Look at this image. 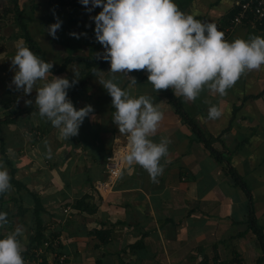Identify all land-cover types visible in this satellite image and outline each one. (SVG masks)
Returning a JSON list of instances; mask_svg holds the SVG:
<instances>
[{"label": "crops", "instance_id": "0c3cea01", "mask_svg": "<svg viewBox=\"0 0 264 264\" xmlns=\"http://www.w3.org/2000/svg\"><path fill=\"white\" fill-rule=\"evenodd\" d=\"M237 1L173 0L182 12L203 23H214L219 31L228 25ZM18 6L30 35L53 67H60L71 57L101 60L95 57L104 48L96 41L95 23L90 19L101 8L89 13L80 0L75 8L65 12L51 9V0H18ZM57 17L62 26L56 34L58 39H53L47 29ZM15 30L8 40L25 44L16 38V26ZM251 36L264 38V31L240 26L224 39L232 42ZM99 70L104 74L87 78L70 98L77 110L91 105L95 118L86 117L78 135L68 140L40 117L35 105L36 89L50 82L52 76L66 77L71 82L74 72L79 73L76 78L80 82L88 71L84 63H69L63 72L37 81L30 95L22 97V90L11 87V94L1 98L4 101L0 99L1 119L9 111L33 109L12 116L10 123L0 124V162L9 175L14 169V179L24 186L0 194V208L12 217L10 228L0 227V237L20 225L25 229L23 241L29 243L36 227L33 194L43 208L40 218L47 228L45 234L60 229L58 247L74 253L83 264H96L98 259L102 264H209L217 259L264 264V248L249 220L252 215L264 237V65L242 74L226 96L212 94L205 88L195 101H187L176 95L175 89H168L181 101L221 161L210 154L198 135L175 113L166 90H154L146 70L128 74L135 78L136 85L126 74L116 73L115 82L122 90L135 98L149 96L160 105L164 118L149 138L156 143L168 138L171 143L167 156L160 161L164 170L157 182L142 166L125 160L115 184L103 188L101 183L107 180L105 159L114 146L128 147V136L119 133L113 123L112 98L97 82L111 78L109 62ZM26 100L33 103L26 105ZM212 105L222 111L216 120L208 119ZM49 149L51 158L47 155ZM230 170L239 178V184ZM84 194L90 195L97 207L92 215L72 208ZM100 229L109 233L104 244L87 235ZM87 242L92 245L90 251ZM136 242L140 247L133 248Z\"/></svg>", "mask_w": 264, "mask_h": 264}, {"label": "clouds", "instance_id": "9594fccd", "mask_svg": "<svg viewBox=\"0 0 264 264\" xmlns=\"http://www.w3.org/2000/svg\"><path fill=\"white\" fill-rule=\"evenodd\" d=\"M80 3L89 13L97 7L102 9L90 17L95 23L96 41L104 48L95 58L109 62L108 73L112 76L97 82L112 98L113 123L119 133L128 136L126 160L142 166L157 182L164 170L160 161L167 156L171 141L162 138L156 143L149 137L155 135L164 114L151 97L135 98L122 90L115 82V74H126L131 84L136 85L135 78L128 74L146 70L154 90L175 89V94L187 101H195L205 88L212 94L226 96L242 74L264 65V38L251 36L248 40L236 38L228 42L214 23H203L185 14L173 0H80ZM61 26L57 17L56 23L48 26V35L58 39L56 34ZM70 35L80 38L76 33ZM11 65L16 69L12 84L25 95L33 92L37 81L52 76L53 63L41 59L23 43ZM94 71L97 76L104 74ZM78 75L74 72L71 82L66 77L52 76L50 82L36 89L35 105L40 117L59 129L66 140L78 135L86 117L95 118L91 105L77 110L68 97V89L79 82ZM32 103L25 101L26 105ZM221 116L220 108L215 105L209 108V120ZM47 155L51 158L50 149ZM10 181L7 167L0 162V194L12 188ZM7 223V213L0 212V227ZM24 235V227L18 226L0 239V264H25Z\"/></svg>", "mask_w": 264, "mask_h": 264}, {"label": "trees", "instance_id": "16d2710c", "mask_svg": "<svg viewBox=\"0 0 264 264\" xmlns=\"http://www.w3.org/2000/svg\"><path fill=\"white\" fill-rule=\"evenodd\" d=\"M9 4L12 6L11 8H6L4 10V16H6L7 14L11 13L13 15V23L15 24V26L17 27V33H16V38H21L25 45L27 47L30 48L31 51H33L37 56H39L41 59L45 60L46 62H48L45 58V54L43 53V51L40 49V47L36 44V42L34 41V39L32 38V36L30 35V32L27 28V25L24 23L23 21V14H22V10L19 9L18 6V0H9ZM52 1V7L51 9L57 8L60 9L62 11H66L65 7H66V0H51ZM74 2L72 3V8H75L77 6V3L79 2V0H73ZM69 9V10H70ZM236 13V9L234 8L231 12V14L229 15V19L228 21L234 16V14ZM261 30L264 31V24L259 27ZM75 61H80L82 63L85 64L86 69L88 70L87 73H85V77L83 78V80H81L79 82V84L77 86H75L70 93H68V97L69 99L71 97H73L76 92L79 90V88L82 86V83L87 79V78H91L96 72L94 70H99V68H101L107 61H104L103 59L101 60H91V59H84V58H76V57H71V58H67L58 68L53 67L51 69V73L52 74H59L61 72H63L65 70V68L67 67V65L69 63L75 62ZM166 94L168 97V101L172 104V106L174 107L175 113L183 120L185 121L193 130V132L195 134L198 135V137L202 140L204 147L207 148L210 152V154L217 160V161H221L222 158L221 156L215 152L211 146H210V142H207V140L204 139L202 132H200V130L198 129V127L194 124V122L192 121V119L187 115L186 111L183 109L181 101L174 97L172 95V93L167 89L166 90ZM31 110L33 109H24V110H20L18 112L16 111H9V113H7L4 118H0V124L1 123H10L11 122V118L14 115H18L19 113H29ZM1 152H2V143H1ZM8 162V161H6ZM8 165H10V163H7ZM231 172V176L233 177L235 183L239 184V178L237 177V175H235V173L233 172V170H230ZM14 169H11L10 171V177H11V185L12 187L17 188V190H20L21 188H23L24 186L19 183L18 181H16L14 179ZM33 200H34V209H33V215L35 217V231H34V235L33 237H30L29 239V243L27 244V246L25 247V250L23 252V255L26 254L27 251H29L31 248L40 245L41 242L43 240L46 239H58L59 235H60V229H53L52 232H50L49 234H45V231H47L46 226L42 225L41 222V218H40V214L43 213V208L42 205L40 203V199H38L36 197V195H33ZM2 197H0V201H1ZM91 197L88 194H84L82 197H80L79 199L75 200L72 208L79 211L80 213L83 214H87V215H92L96 212L97 207L94 205V203H92L90 201ZM0 212H4L7 213V220L8 223L6 226H4L3 228H10L12 226V217L9 214V212L3 210L0 208ZM19 213V212H18ZM249 220H250V227L253 230L254 234L256 235L257 239L259 240L261 246L264 248V237L262 234V230L259 229L258 227H256L255 225V221L252 215H249ZM88 236H95V238H97L102 244L107 242V238L109 237V233L104 230V229H100V230H94L91 231L89 233H87ZM4 237H0V239H2ZM58 247V245H57ZM136 247H140V243L136 242L133 245V248ZM58 253L59 254H65L69 256V252L66 250H63L62 247H58ZM96 264H102L101 260H96Z\"/></svg>", "mask_w": 264, "mask_h": 264}, {"label": "built area", "instance_id": "2783aa9c", "mask_svg": "<svg viewBox=\"0 0 264 264\" xmlns=\"http://www.w3.org/2000/svg\"><path fill=\"white\" fill-rule=\"evenodd\" d=\"M66 10L72 7L73 0H66ZM236 13L229 20L228 25L221 31L224 33V38L235 28L240 26L260 29L264 24V0H238L235 3ZM127 145L114 146L110 154L106 157L104 163L107 180L102 182L101 188L104 186H112L118 180L121 171L124 168L126 156L128 155ZM100 192V188L97 187ZM66 213L67 210H64ZM58 239H46L31 248L23 255L25 264H71L68 255L59 254ZM26 251V250H25ZM209 264H242L240 261H222L214 260Z\"/></svg>", "mask_w": 264, "mask_h": 264}, {"label": "rangeland", "instance_id": "374dc122", "mask_svg": "<svg viewBox=\"0 0 264 264\" xmlns=\"http://www.w3.org/2000/svg\"><path fill=\"white\" fill-rule=\"evenodd\" d=\"M8 2L10 1L0 0V99L4 97L6 98L7 93L11 94L9 92L10 88L15 87L12 84V80H13L16 69L12 67L11 60L15 56L18 46L21 43H23L21 41L20 42L16 41L12 43L8 40L9 37L11 35L13 36V33H15L16 31L15 24L13 23V15L9 13L6 16H4V10L6 8L12 7L10 4H8ZM21 96L23 97L24 93H22ZM1 100L4 101V99H1ZM94 197L97 198V195L93 196V199L97 201L98 199ZM65 214H67V212ZM55 223L57 222L55 221ZM27 241H28V238H27ZM24 244L26 247L28 242H24ZM87 244H88L87 249L89 251L92 250L91 248L92 245L90 244V242H87ZM68 257L70 259L71 264H83V261L78 260L79 258L74 253H70Z\"/></svg>", "mask_w": 264, "mask_h": 264}]
</instances>
